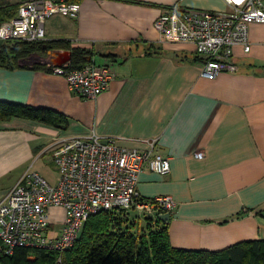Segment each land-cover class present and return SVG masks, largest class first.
Wrapping results in <instances>:
<instances>
[{
  "label": "crops",
  "instance_id": "1",
  "mask_svg": "<svg viewBox=\"0 0 264 264\" xmlns=\"http://www.w3.org/2000/svg\"><path fill=\"white\" fill-rule=\"evenodd\" d=\"M19 1L0 0V5ZM73 1L79 4L76 15L49 16L44 39L92 47L95 63L112 58L115 75L107 89L84 98L72 93L63 75L0 66V99L47 107L67 120L58 127L22 116L0 119V198L27 169L46 178L36 159L47 152L52 161L54 139L93 131L137 149L153 140V150L169 157L170 171L144 167L137 189L142 197L174 199L168 221L173 246L218 249L264 238V21L248 24L247 51L241 44L232 46L238 70L223 69L208 78L191 58L192 42L162 39L153 26L175 0ZM179 2L211 11L228 8L225 0ZM148 42L159 44L162 52L145 53ZM182 51L190 54L185 61L175 56ZM69 53L48 48L20 62L60 64Z\"/></svg>",
  "mask_w": 264,
  "mask_h": 264
},
{
  "label": "built area",
  "instance_id": "2",
  "mask_svg": "<svg viewBox=\"0 0 264 264\" xmlns=\"http://www.w3.org/2000/svg\"><path fill=\"white\" fill-rule=\"evenodd\" d=\"M173 1L157 14L154 28L162 39L190 41L204 56L201 74L211 78L223 69L236 70L231 48L249 49L248 24L264 21L262 0H225L227 9L206 10ZM79 4L67 0H20L14 16L0 22V39H44V22L54 14L74 16ZM49 71L63 75L72 93L94 98L108 88L115 75L112 58L87 61L80 67L45 62ZM153 141V140H152ZM119 145L93 131L51 142L53 181L27 169L0 198V252L14 246L62 251L76 238L86 217L98 210L134 207L138 211L171 212L170 195L140 196L138 175L144 167L159 174L170 171L169 157L153 150ZM197 156L201 151H195ZM56 208H60L58 213ZM56 219L59 221H56ZM59 260V258H58Z\"/></svg>",
  "mask_w": 264,
  "mask_h": 264
},
{
  "label": "trees",
  "instance_id": "3",
  "mask_svg": "<svg viewBox=\"0 0 264 264\" xmlns=\"http://www.w3.org/2000/svg\"><path fill=\"white\" fill-rule=\"evenodd\" d=\"M17 5H0V22L14 16ZM0 40V66L5 68L29 66L49 70L45 62H20L30 53L42 54L48 48H68L70 67L92 61L94 53L92 47L72 46L62 38ZM161 52L156 42L147 43L145 53ZM190 54L199 63L205 59L196 51ZM190 54L182 51L175 56L185 61ZM11 116L34 118L58 127L67 121L65 115L47 107L0 99V119ZM133 208L101 209L88 215L73 243L62 251L16 245L10 254L0 252V264H264V238L239 240L218 249L176 247L169 240L168 222L157 213H132ZM241 213L238 211L230 218Z\"/></svg>",
  "mask_w": 264,
  "mask_h": 264
},
{
  "label": "rangeland",
  "instance_id": "4",
  "mask_svg": "<svg viewBox=\"0 0 264 264\" xmlns=\"http://www.w3.org/2000/svg\"><path fill=\"white\" fill-rule=\"evenodd\" d=\"M243 50H244V48H243ZM244 51H247V50H244ZM237 70H238V65H237V69L234 71H237ZM40 142L41 143L44 142L45 144L47 143V141H40ZM51 162H50V158H49L48 153L45 152L43 155H39V158L36 159V168L39 171L44 172L47 179H49L50 181H53L54 177L56 176V173H55L56 166L53 163V161H51ZM32 170H34V169H32ZM131 210H133V211H131L132 213L138 211L136 208H133ZM176 247H178V246H176Z\"/></svg>",
  "mask_w": 264,
  "mask_h": 264
},
{
  "label": "water",
  "instance_id": "5",
  "mask_svg": "<svg viewBox=\"0 0 264 264\" xmlns=\"http://www.w3.org/2000/svg\"><path fill=\"white\" fill-rule=\"evenodd\" d=\"M69 58H70V53L67 55V59L69 61ZM65 60V61H66ZM62 63V62H61ZM158 217L165 221V222H168L169 221V218H170V212L169 211H163V212H159L157 213Z\"/></svg>",
  "mask_w": 264,
  "mask_h": 264
}]
</instances>
